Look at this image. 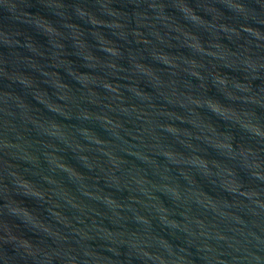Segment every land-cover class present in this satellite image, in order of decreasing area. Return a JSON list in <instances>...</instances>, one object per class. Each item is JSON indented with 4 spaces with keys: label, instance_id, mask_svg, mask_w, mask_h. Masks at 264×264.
Wrapping results in <instances>:
<instances>
[{
    "label": "water",
    "instance_id": "water-1",
    "mask_svg": "<svg viewBox=\"0 0 264 264\" xmlns=\"http://www.w3.org/2000/svg\"><path fill=\"white\" fill-rule=\"evenodd\" d=\"M0 264H264V0H0Z\"/></svg>",
    "mask_w": 264,
    "mask_h": 264
}]
</instances>
